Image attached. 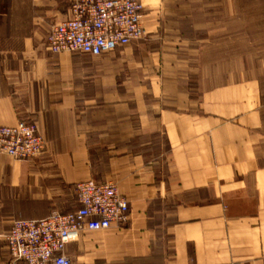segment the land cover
I'll return each mask as SVG.
<instances>
[{
    "label": "crops",
    "instance_id": "0c3cea01",
    "mask_svg": "<svg viewBox=\"0 0 264 264\" xmlns=\"http://www.w3.org/2000/svg\"><path fill=\"white\" fill-rule=\"evenodd\" d=\"M71 2L0 0V126L46 140L34 159L0 156V264L13 221L74 211L87 180L114 182L129 211L66 245L71 264H264V39L250 50L248 0H140L143 43L52 54Z\"/></svg>",
    "mask_w": 264,
    "mask_h": 264
},
{
    "label": "built area",
    "instance_id": "2783aa9c",
    "mask_svg": "<svg viewBox=\"0 0 264 264\" xmlns=\"http://www.w3.org/2000/svg\"><path fill=\"white\" fill-rule=\"evenodd\" d=\"M140 0H72L69 17L51 27L46 48L52 54L99 57L144 40ZM46 140L30 121L0 126V156L28 161L45 152ZM78 208L52 211L39 220H15L5 236L8 264H71L66 245L85 231L118 225L129 211L112 181L87 180L75 185ZM238 264V263H230Z\"/></svg>",
    "mask_w": 264,
    "mask_h": 264
},
{
    "label": "rangeland",
    "instance_id": "374dc122",
    "mask_svg": "<svg viewBox=\"0 0 264 264\" xmlns=\"http://www.w3.org/2000/svg\"><path fill=\"white\" fill-rule=\"evenodd\" d=\"M236 10L241 4H234ZM243 12H247L248 14V27H249V48L255 50L256 41L258 39L262 40V30L264 31V0H248V3H243L242 5ZM146 38H144L145 40ZM258 42V41H257ZM143 43V40L139 42V44ZM71 54V53H70ZM79 54V53H78ZM260 55V53H259ZM252 70V69H250ZM254 71L262 72V68H255Z\"/></svg>",
    "mask_w": 264,
    "mask_h": 264
}]
</instances>
